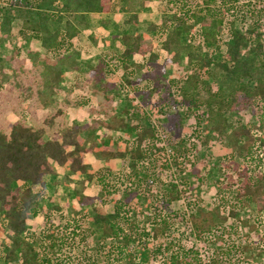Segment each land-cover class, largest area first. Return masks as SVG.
<instances>
[{"label":"rangeland","instance_id":"1","mask_svg":"<svg viewBox=\"0 0 264 264\" xmlns=\"http://www.w3.org/2000/svg\"><path fill=\"white\" fill-rule=\"evenodd\" d=\"M169 1L123 0L127 10L113 12L112 17L104 22L102 18H92L88 22L89 27L79 24L81 33L73 40V50L76 51L72 52L75 53L77 64L71 65L73 57L69 54V65L63 64L66 70L60 84L62 90L52 94L54 104L39 111L41 117L63 107L65 114L56 121H65L69 125L75 122L87 124L99 138H105L108 131L103 127L102 121L109 122L115 115H119L125 119L126 124L131 125L134 123L131 114L126 115L122 110H132L134 107L142 115L147 114V118L139 123L155 126L161 139L150 157L141 160V165L135 164L137 168L131 163L134 160L130 157L107 160L89 154L86 173H71L68 165L58 166L55 174L46 175L43 184L34 187L38 193L39 212L27 220L29 231L49 232L50 228L55 227L60 231L64 230L63 233L69 236L68 243L63 250L57 252V257L66 259L71 264H92L95 259L97 264H104L105 251L112 240L108 239L105 243L98 236L90 234L86 239L82 238L86 235L85 229L93 225L90 214L95 206L102 207L106 212H113L115 201L124 199L129 191L139 189L143 193L149 192L154 197L153 202L136 196L124 209L129 211L130 218L136 220L140 229L147 228L150 231L157 211V199L167 191L170 192L173 184L180 194V198L170 205L173 211L178 212L168 230V239L173 244L181 242L187 246H195L200 250L205 263L218 264L211 262V258L215 257L221 262L225 260L218 253L219 247L229 243L227 241H235L249 248L243 255L249 261L259 258V262H264V209L258 210L256 204L239 207L235 217L229 216L225 224L235 223L238 234H225L216 242L197 236L191 223L182 218L187 217L198 206L205 209L216 207L222 201L220 193L223 192H219L222 188H226L224 191L227 198L233 199L237 190L230 192V189L234 183L242 181V169H247V174L252 173L255 178L264 176V160L256 168L255 162L234 158L230 154H238L241 147L238 142L240 137L236 138V130L246 125L255 136H261L264 135V127L260 128V121L252 112L251 105H238L243 92L237 89L236 82L228 79L227 73L218 63L210 66L204 63L207 57H212L215 62L223 60L227 41L231 38L230 31H222L219 49L216 46H203L199 27L191 28V21L185 17V9L180 10L181 4ZM233 4L235 6L228 13V18L233 19L241 31L250 26L253 6L264 7V1L260 0H239ZM133 16L136 21H130ZM262 17L264 24V14ZM162 23L167 24L163 30L166 35L163 37L172 31L169 51L164 47L163 37H160ZM20 24L21 18L17 17L13 24L15 29ZM50 25L52 28L65 27V21H51ZM178 31L181 33L178 34ZM124 34L139 35L147 42L152 41L153 50L158 54L154 72L145 77V68H141L131 77L134 81L143 80L136 85V90L124 80V68L121 64V37ZM0 37L3 38L0 44L1 55L25 58L26 65H36L38 72L44 69L43 60L58 58V54L46 52L37 42L20 39L15 31L10 37L0 31ZM88 39L95 45L94 49L90 47ZM37 55L40 58L35 59ZM102 60L105 67L107 64V68L114 72L110 76L97 74L92 77L91 68ZM131 61L140 63L144 61V57L134 54ZM154 84L158 87L150 93L149 88ZM182 87L185 88L184 91ZM232 90L235 92L232 93ZM233 96L237 97L235 102L230 101ZM88 98V102L81 103ZM24 105L26 107L27 103ZM17 118L15 113H8L6 117L9 120ZM27 121L30 124L36 123L29 117ZM127 128L128 126L116 129L114 134L125 135L132 142L135 132L128 135ZM259 143L257 141L255 154L264 159V151L258 146ZM142 165L154 169L153 183L149 182L151 178L148 179V184L146 181H138L137 175L142 176L138 166ZM97 171L100 172L97 174ZM100 174H104L105 181L108 182L105 188L96 179ZM125 210L122 211L123 214H126ZM76 222L81 224L78 235L72 233ZM7 234L6 226L0 224V241L8 242ZM141 243L147 244L149 251L156 244L152 237L134 240L131 250L138 252ZM260 249L262 254L258 255ZM1 252L4 254L6 250L0 249ZM167 255V250H163L157 254V260H152L150 256L147 260L146 255L141 261L143 264H156L160 259L165 261ZM4 259L0 258V264H7ZM244 260L239 264H247L246 258Z\"/></svg>","mask_w":264,"mask_h":264},{"label":"trees","instance_id":"2","mask_svg":"<svg viewBox=\"0 0 264 264\" xmlns=\"http://www.w3.org/2000/svg\"><path fill=\"white\" fill-rule=\"evenodd\" d=\"M176 1L181 4L180 10L185 9V17L191 21L190 27H199L200 42L203 46H216L219 49L222 31L224 29L230 31L231 38L227 41V51L223 60L215 62L212 57H207L204 63L207 66L218 63L227 73L228 79L236 82L237 89L243 92L242 99L237 102L238 105L241 103L251 105L252 112L259 119V126L263 129L264 7L253 6L250 26L245 31H241L235 21L228 18V13L235 6L233 3L239 0H170L169 2L176 3ZM119 10H127L123 0H0V31L6 33L7 37L15 31L20 39L32 40L40 44L46 52L58 54L56 60L50 61L49 58L43 60L44 69L40 72L36 65L32 67L26 65L25 58L19 59L14 55L7 57L0 54V224H4L8 232V242L0 241L1 251L6 250L4 254L0 253V258H5L7 264H71L66 259L57 257V252L63 250L68 243L69 236L63 233L64 230L60 231L55 227L50 228L49 232L41 230L37 233L30 232L27 225V220L35 217L39 212L38 193L34 187L42 185L46 175L54 173L58 166L65 165L69 166L71 173H86L89 168L86 161L89 154L107 160L130 157L134 160V163H131L137 168L135 164L141 165L139 162L150 157L161 143L155 126L139 123L147 118V114L142 115L134 107L132 110L129 108L122 110L126 115L131 114L134 121L131 125L126 124L125 119L119 115H115L116 117L114 116L109 122L102 121L103 127L108 131L105 138H99L87 124L75 122L69 125L65 121H56L57 118L64 116L63 107H59L54 113L39 116L41 109L54 104L52 94L62 90L60 84L66 70L63 64L69 65L67 56L70 54L73 57L71 65L77 64L75 53H72L75 50H73V40L81 33L79 24H87L85 14ZM135 16L130 18V21H136ZM17 17L21 18V24L15 29L13 24ZM51 21H65V27L52 28ZM161 27L160 37H163L164 34L166 35L163 30L167 24L162 23ZM171 32L163 37L167 51L171 50L170 42L173 37ZM179 33L181 31H178ZM121 38L124 80L136 90L138 88L136 85L143 80L134 81L131 77L141 68H145V77L154 72L158 54L153 50L152 41L147 42L139 35L124 34ZM2 39L0 37V44ZM60 53L65 55L61 56ZM134 54L142 55L144 61L132 62ZM38 58H40L38 55L35 56V59ZM107 66L106 64L105 67L103 60L100 61L91 68V76L95 77L97 74L110 76L114 71ZM157 87L158 85L154 84L149 88V92H154ZM183 89L185 88L182 87ZM46 91L50 92L46 93ZM234 92L232 90V93ZM105 97L108 98V95L105 94ZM236 98L233 96L230 101L235 102ZM87 100L89 98L83 99L81 103L88 102ZM24 103H27L26 107ZM221 110L222 108L220 112ZM8 113L17 114L18 118L6 119ZM28 117L36 123H28ZM127 126L126 134L135 132L132 142L125 135L114 134L116 129L120 130ZM235 133L236 138L240 137L238 142L241 147L238 154L230 153L232 157L255 162L256 168H259L264 159L257 157L255 152L257 141L260 142L258 146L264 151V135L255 136L246 125ZM182 141L181 139L180 142ZM138 168L142 173V176L137 175L138 181H146L148 184V179L151 178L149 182L153 183L154 169L145 168L144 165ZM99 172L97 171V174ZM247 173V169H242V181L239 184L234 183L233 188L230 189V192L237 190L233 199H228L224 191L226 188H222L219 191L223 192L220 193L222 201L216 207L205 209L198 206L191 210L187 217H182L191 223L197 236L216 242L225 234H238V226L235 223L225 224L229 216L235 217L239 207L252 204H256L260 211L264 209V176L255 178L252 173ZM96 179L103 188L107 187L108 182L105 181L104 174L98 175ZM174 186L175 184L170 192L167 191L164 196L157 199L158 205L155 207L157 211L150 231H147V228L140 229L136 220L130 218L129 211L124 209L125 205H129L136 196L154 201V197L149 192L143 193L138 189L129 191L124 199L116 200L113 212H106L102 207L95 206L93 213L90 214L93 225L85 229L84 235L85 233L86 235L82 238L86 239L90 234L98 236L105 243L108 239L112 240L108 250L105 251L104 264H143L141 258L147 255V260L149 256L152 260H157V254L163 250H167V258L165 261L160 259L156 264H207L197 247L187 246L181 242L175 245L168 239L170 225L178 215L170 205L180 198L179 191ZM124 210L126 214H123ZM80 230L81 224L76 222L72 233L78 235ZM148 237H152L156 242L150 251L144 243H141L138 252L131 250L132 241H141ZM227 242L229 243L218 249L219 255L225 260L221 262L213 257L211 262L239 264L246 258L247 264H264L259 262V258L256 262L249 261L243 256L249 248L235 241ZM215 251L216 249L213 254ZM257 254L261 255L262 250L260 249ZM92 264H97L96 259Z\"/></svg>","mask_w":264,"mask_h":264},{"label":"crops","instance_id":"3","mask_svg":"<svg viewBox=\"0 0 264 264\" xmlns=\"http://www.w3.org/2000/svg\"><path fill=\"white\" fill-rule=\"evenodd\" d=\"M112 13L113 12H110V13L88 12V13L85 14V18H86V22H87L86 25L89 27V23L88 22H91L90 19H92V18H102V21L104 22L107 19H109L110 17H112ZM87 41L90 44V47L92 49H94L95 45L91 42V39H88ZM52 174H55V173H52ZM48 175H51V174H48Z\"/></svg>","mask_w":264,"mask_h":264}]
</instances>
